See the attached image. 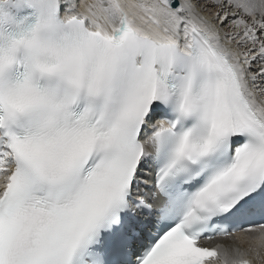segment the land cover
<instances>
[{
	"label": "snow or ice",
	"instance_id": "1",
	"mask_svg": "<svg viewBox=\"0 0 264 264\" xmlns=\"http://www.w3.org/2000/svg\"><path fill=\"white\" fill-rule=\"evenodd\" d=\"M256 260L264 0H0V264Z\"/></svg>",
	"mask_w": 264,
	"mask_h": 264
},
{
	"label": "bare ground",
	"instance_id": "2",
	"mask_svg": "<svg viewBox=\"0 0 264 264\" xmlns=\"http://www.w3.org/2000/svg\"><path fill=\"white\" fill-rule=\"evenodd\" d=\"M213 243H224L225 245H229L232 243V241L230 239H216L215 241H213ZM255 264H260L259 260H256Z\"/></svg>",
	"mask_w": 264,
	"mask_h": 264
}]
</instances>
